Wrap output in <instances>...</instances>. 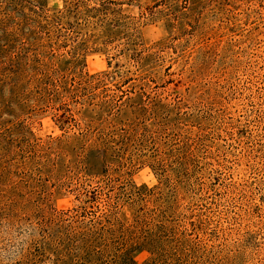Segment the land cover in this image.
Returning <instances> with one entry per match:
<instances>
[{"label":"rangeland","instance_id":"rangeland-1","mask_svg":"<svg viewBox=\"0 0 264 264\" xmlns=\"http://www.w3.org/2000/svg\"><path fill=\"white\" fill-rule=\"evenodd\" d=\"M264 264V0H0V264Z\"/></svg>","mask_w":264,"mask_h":264},{"label":"trees","instance_id":"trees-1","mask_svg":"<svg viewBox=\"0 0 264 264\" xmlns=\"http://www.w3.org/2000/svg\"><path fill=\"white\" fill-rule=\"evenodd\" d=\"M131 250H127L125 254L127 255L128 262H124V260L121 261L120 264H137L136 261L133 259V256L130 255Z\"/></svg>","mask_w":264,"mask_h":264}]
</instances>
